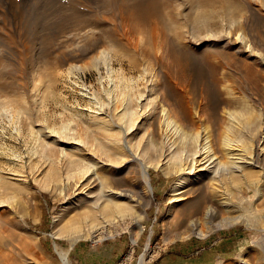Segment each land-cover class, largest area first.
<instances>
[{
	"label": "bare ground",
	"instance_id": "bare-ground-1",
	"mask_svg": "<svg viewBox=\"0 0 264 264\" xmlns=\"http://www.w3.org/2000/svg\"><path fill=\"white\" fill-rule=\"evenodd\" d=\"M165 1L0 0V116L16 126L27 125L34 134L32 141L38 145L32 147L38 159L30 161L29 173L65 203V214L57 218L65 223L61 233L90 222L91 231L75 236L95 238L102 233L100 239L112 235L105 229L108 225L127 218L134 225L127 230L132 235L138 228V235L154 200L150 167L164 176L179 175L170 189L167 220L180 235L204 236V227L213 222L217 227L237 222L250 226L228 185L242 184V179L254 195L252 209L264 215V97L259 92L264 87V0ZM103 7L106 14L99 10ZM60 14L66 17L67 29L55 34L57 49L50 58L51 54L35 49L32 40L43 33L44 24L52 30ZM223 37L226 47L232 46L230 52L242 58L232 62L233 52L231 60L212 62L205 53L207 86L205 91H194L184 75L189 68L187 50L195 42L214 46L213 41ZM91 72L95 82L86 85L82 76ZM60 77L67 86L80 82L79 89L85 91L81 96L92 102L94 110L89 111L94 117L75 114L55 91ZM51 100L60 103L74 128L68 129L67 121L57 130L49 123L47 131L34 128L50 119L46 113ZM40 160L48 168L38 178ZM3 165L0 161V219L7 206L26 224L28 207L27 212L18 210L23 200L19 192L30 187L25 184V169L10 173L13 176L6 171L5 176ZM255 170L260 173L259 184L253 179L250 184ZM100 171L106 174L105 185ZM80 204L87 207L83 206L84 217ZM70 235L72 247L76 238ZM136 242L137 236H132V246ZM28 248L37 253L34 241ZM57 251L60 264H69L67 254ZM131 255L124 257L125 264ZM35 257L37 264H55L49 256ZM18 258L12 264H35L33 257L22 263ZM144 261L142 253L138 264ZM240 264L250 263L240 259Z\"/></svg>",
	"mask_w": 264,
	"mask_h": 264
},
{
	"label": "rangeland",
	"instance_id": "rangeland-1",
	"mask_svg": "<svg viewBox=\"0 0 264 264\" xmlns=\"http://www.w3.org/2000/svg\"><path fill=\"white\" fill-rule=\"evenodd\" d=\"M161 2L164 3L166 1L161 0ZM101 9L99 8L101 13L102 11L103 12L108 11L106 10V8H104L103 10ZM100 12L98 11V13L96 14H101ZM105 12L103 14H106ZM62 14L57 15V18L55 19L56 21H54L56 25L55 27H53L52 30H50V28L48 29L49 26L48 24H44V28H43L44 30L42 31L43 33L41 34V32H39L38 38L36 40L33 39L32 40L33 44L31 43L35 49L36 48L41 49L42 52H44L43 54L45 55L51 54L50 58L53 57L54 54L53 52H55L57 49V47H55L56 44H54L55 43L54 41H57L58 37H56L55 34L58 33L60 34L63 30L66 31L67 29V26L65 24L66 17L61 16ZM58 17L60 20L58 19ZM62 17L65 18L63 19ZM100 34L101 31H97L95 33V35L98 37H100ZM49 35L50 37H48ZM107 35L110 38L113 37L115 38V35L110 32H107ZM172 35L176 36L174 34ZM52 36L54 40L52 39ZM51 40L53 43L51 42ZM213 42L215 44L214 46L216 47L214 46L205 47L197 42L192 43L191 49L189 48L187 50L188 53L185 54L186 63H188L189 68L187 70L188 72H185L184 75L187 74L186 82H188L189 85L191 84L190 87L191 88L193 87L194 91H202L203 89L205 91V87L207 86L206 82L209 79L210 71L206 69L205 65L203 64L206 55H207L206 58H209L210 60H212V62L231 60L229 55L231 56L234 55L235 57L234 59H232V62L238 61L239 59L237 60V58H242L241 56L236 55L234 51L230 52V48L232 46H228L229 49L226 47L227 45H226L225 37L218 39L216 41L214 40ZM52 46L55 48V50L54 48H52ZM46 47L50 49L52 48V50L49 49L52 52H50ZM45 48L46 50H44ZM21 52L24 53L23 50ZM50 60L52 59H49V61ZM51 62H53V60ZM50 66L53 68L52 63L49 62L48 67ZM114 67L116 70L119 69L118 65H115ZM95 77H96L95 72L93 73L91 72V73H87L86 78L82 76L81 80H84L85 84L88 85L90 82L92 83L95 82ZM59 80L60 81H58L55 91L56 92L58 91V94L61 97L63 96V100H65V102L68 104L69 107H72L71 109L73 110V112L75 114L82 115V117L84 118L87 117V119H90V117H94V113L93 112L90 113V111L94 110V106L92 102H89L88 100L89 98H85L81 96V93L85 91H81L79 89L81 87L80 82L79 84L76 83L77 86L76 84L74 85L72 83L71 84L68 83L67 86L66 81H64L61 77ZM110 83L112 84V81H110L109 79V84ZM262 83L263 82H261V84ZM262 85L264 86V83ZM263 88L264 87H261V89H259V92L261 93L259 94L264 97ZM88 89L89 86L87 87L86 90ZM187 89H188L187 91L188 94L191 93L189 92L191 91L189 90L190 88L187 87ZM49 102L47 103L49 109L47 110L46 114L48 117H50V119H47L48 122L46 121L43 122V124L41 123V126L43 127H40L39 125L34 123V125L36 124L35 126H37V127L34 126L35 129L44 128V127L46 128L50 124L49 126H52L55 128V130H57L58 124H61L62 122L66 123V121L69 122V120H67L70 119L67 118L69 117L68 116L69 114L67 112L66 113L62 112L65 110L60 105V103L55 104L53 100ZM77 110L79 113L76 112ZM48 111L51 113L48 114ZM61 112L64 115H62ZM53 115H55V117ZM105 115L102 114L100 116H105ZM2 117L3 116H0V161L4 162V165L2 166V170L4 171L2 172H4V175L7 176L8 174L11 175L14 172L16 174H18L19 172L20 174L21 172L20 169L22 170L25 169V173L23 171L25 175V184L26 186L28 187L30 186V187L29 190L28 189L25 191L22 190L24 194L22 192H19V196L22 197L23 200L22 202L19 203L18 210L26 211L27 209H25V207L26 208L28 207L27 211L29 212L30 217L26 218V224L20 223L19 219H17L18 215L11 212L9 207L5 206L6 208L5 210L8 215H6L5 213L6 216L3 214L4 217L1 216L0 219V222L4 221L0 223V255H1L0 264H8L9 262H11L10 264H12L16 261V259L19 256L20 257L18 259L20 261L22 260L21 263L24 260L31 261L33 257L32 259L33 263L37 264L38 260L35 257V255L40 257H42V255L49 256L50 258V259L48 258L49 261H53L55 262V264H60L57 249L67 254L66 256L67 259L69 260L68 261L69 264H120L121 260L125 257V255L130 252L132 254L131 255L132 258L130 259L129 264H138L140 255L142 253H145V258H146V261H144L142 264H240V259H245L250 264H264L263 263L264 262L263 259L264 258V215L259 214L258 212H255L252 209L250 203L254 200L253 197L254 195L249 189H247L244 186V183L245 185L246 183H248L244 179L241 180L244 183L238 181L239 183L241 182L243 185L242 184L237 185L236 183L235 184L228 183V185L230 186L232 194L235 196V200L240 203L242 212H244L249 217L251 224L250 226H246L242 222H237L232 225L217 227L214 225L215 222H213V224H208L206 227H204V230L206 231V234L204 236L197 235L195 233L190 235L187 234L180 235L178 231L176 232V228L173 226V223L167 220V211L170 206V203L168 202L170 189L173 183L178 179L179 175L176 173H171L167 176H164L159 170H155L150 167L148 169V172H149L150 183L153 188L154 200L151 206L147 209L144 219L141 220L140 226L143 227L138 235H137L139 231L138 228H134L132 235L127 230L128 225L129 226L132 225V227L134 226L133 224L130 223V220L127 218L124 219L123 222L120 221L108 225L105 229L110 233H112V235H106L108 233L106 234L103 233L105 234V236L100 239L98 237L102 236V233L95 238L88 237L82 239L75 236L76 233L78 234L82 233L83 230L84 232L88 230L91 231L94 224H91L90 222L83 223L82 224L83 227H79L82 229L78 228V230L70 232L71 235L70 233H61L63 229V225L65 223L64 221L63 222H61L60 220L57 221V218L59 214H63L62 209L65 206V203H62L63 202L62 200H59L54 196V194L49 189L50 187L47 186L42 188L40 180L37 181L40 184L36 183V180L34 181L32 177L33 175L30 174L31 172L29 173L30 170L28 167L30 161H35L36 159H38L35 157L37 154H34L35 153L34 150L38 145L35 144L37 142L32 141L35 137L34 134L31 133V130L30 128L28 129L27 125L18 123L19 125L16 126L17 123L15 122L16 124L15 123L13 124V121H11L9 117L7 118L6 117L2 118ZM45 123H49V124H45ZM66 125L69 126L68 129L74 128L72 122L71 123L69 122ZM45 128L43 129V132L46 129L48 130V128L46 129ZM16 130H18V132L20 131V133H18ZM80 130L81 129H79L78 131ZM82 131L83 130H81L80 132ZM32 135L34 137H32ZM27 136L30 138H28ZM32 144L35 148L32 147ZM8 160L10 162H8ZM40 162H39L40 164L38 163V166L36 167V169H38L37 171L38 178L42 177V175L45 173V171L48 168L47 162H43V160H40ZM7 164L11 165L10 166L11 168H8L9 165ZM6 171L8 174L6 173ZM256 172H254L256 175V176L254 175L255 178L250 177V182L252 181V179L254 181V183L251 182L250 184L252 183L257 184L259 182L260 173L257 172L259 174L258 175ZM105 175L106 174L101 171L98 174L100 180L104 182L102 183L103 185H105L106 183ZM257 176H259L258 177L259 179L257 178ZM103 177H105L104 180ZM256 179L258 180L257 183H256ZM225 181H227V179H225ZM26 191L27 192L29 191L28 193L30 194V196L29 194L26 195ZM20 194H22V196ZM192 196H195V193L192 194ZM27 200L30 202H27ZM80 205H82V209H80V214L82 215V217H84L85 213H83V209L86 206L85 204H80ZM105 229L103 230L105 231ZM79 230H81V232ZM103 230L101 229L99 230V232ZM151 231L152 234L150 236ZM166 231H168L167 234ZM58 233L64 235L65 237L59 235ZM72 234L73 237L75 236L74 238L76 239L72 247H70V243L67 238H69V235L70 237H72ZM132 236L133 237L137 236V242L134 246H132L131 244ZM33 241L38 246V250L36 254H34L35 252L31 251V249L28 248V245L33 243ZM23 242H24V246H23ZM114 244L116 246L115 249H114ZM147 244H149L148 248L146 247ZM109 245H112L113 247H110ZM25 246L27 247L25 248ZM38 251L41 253H39ZM23 254L25 257L23 256ZM21 257H23L24 259H21ZM16 262H18V260Z\"/></svg>",
	"mask_w": 264,
	"mask_h": 264
},
{
	"label": "crops",
	"instance_id": "crops-1",
	"mask_svg": "<svg viewBox=\"0 0 264 264\" xmlns=\"http://www.w3.org/2000/svg\"><path fill=\"white\" fill-rule=\"evenodd\" d=\"M110 247H113L112 245H109ZM116 248V246H115V244H114V249ZM129 253H127L125 256H127ZM131 258H132V256H131ZM124 259V258H123ZM121 260V262H120V264H125V262H124V260ZM129 263H130V261H129Z\"/></svg>",
	"mask_w": 264,
	"mask_h": 264
}]
</instances>
